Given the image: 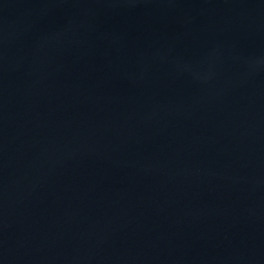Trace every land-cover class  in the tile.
<instances>
[{
	"label": "water",
	"instance_id": "95a60500",
	"mask_svg": "<svg viewBox=\"0 0 264 264\" xmlns=\"http://www.w3.org/2000/svg\"><path fill=\"white\" fill-rule=\"evenodd\" d=\"M0 264H264V0H0Z\"/></svg>",
	"mask_w": 264,
	"mask_h": 264
}]
</instances>
